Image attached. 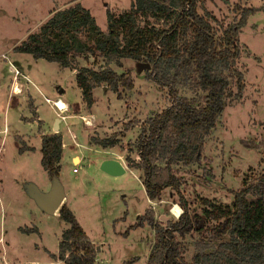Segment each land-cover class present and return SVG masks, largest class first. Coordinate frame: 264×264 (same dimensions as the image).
<instances>
[{
	"label": "rangeland",
	"instance_id": "rangeland-1",
	"mask_svg": "<svg viewBox=\"0 0 264 264\" xmlns=\"http://www.w3.org/2000/svg\"><path fill=\"white\" fill-rule=\"evenodd\" d=\"M75 3L88 9L101 30L105 29L106 8L117 15L132 6V0H0V264H61L55 255L63 223L57 213L41 211L24 189L31 183L42 191L47 183L39 163L41 127L33 118V107L44 118L47 130L56 131L55 116L63 117L59 128L65 148L58 179L66 193L65 205L94 245L95 264H144L152 244L153 232L145 222L129 227L151 205L138 179L139 172L128 169L110 176L98 166L103 159L121 154L137 160L138 126L168 105L167 88L146 79L143 66L130 59H122L118 67L98 56L82 59L74 54L70 67H110L127 72L133 83L131 90L119 88L121 98L106 85L97 86L92 93L94 102L87 109L67 69L13 50L53 12ZM242 7L254 8L237 35L239 55L234 67L241 72L243 90L239 97L225 98L220 116L204 138L201 160L173 166L181 180L178 194L189 211H200V197L229 205L243 179L249 182L264 172V0L197 2V12L208 15L215 39L238 19ZM189 73L177 77L175 88L178 96L197 105L202 93L193 88ZM234 78L229 80L232 93ZM56 86L65 89L62 98L70 103L75 116H68L71 110L59 114L44 101V97L51 101L57 96ZM81 117L90 124L84 125ZM69 131L76 134L74 140ZM113 133L120 137L115 146L102 149L89 142L92 135L102 138ZM22 145L29 149L18 152ZM74 154L80 157L76 166L70 161ZM122 164L127 166L125 161ZM73 167L76 172L70 174ZM177 203L176 192L164 189L152 205L154 219L162 226L174 221L178 216L172 209L177 206L181 213ZM179 240L188 263L194 252L211 250L217 243L204 231Z\"/></svg>",
	"mask_w": 264,
	"mask_h": 264
},
{
	"label": "trees",
	"instance_id": "trees-1",
	"mask_svg": "<svg viewBox=\"0 0 264 264\" xmlns=\"http://www.w3.org/2000/svg\"><path fill=\"white\" fill-rule=\"evenodd\" d=\"M197 2L132 0V6L120 14L105 9L104 30L97 26L88 9L75 3L53 12L13 50L34 59L56 62L62 68L70 67L74 54L82 59L87 55L98 56L118 67L127 58L143 66L146 79L167 88L168 105L138 126L137 160L127 154L123 157L127 168L139 172L149 200L159 199L161 192L169 188L176 192L181 209L174 221H166L162 226L149 207L129 226L145 222L153 232L144 264H264V172L249 182L243 179L232 193L229 205L200 197V211H189L178 194L181 180L173 166L192 165L201 160L204 138L220 116L225 98L239 97L243 90L241 72L234 67L239 55L237 35L248 15L254 12L252 7L240 8L238 19L225 26L215 39L208 15L197 12ZM70 68L76 71L74 81L87 109L94 102L92 90L97 86L106 85L117 98H121L119 88L133 87L125 71L117 72L110 67ZM186 71L191 73L193 88L202 93L200 104L177 94V77L186 75ZM233 76L232 93L229 80ZM118 136L113 133L102 138L90 137L89 142L105 149L115 146ZM24 149L27 147L22 145L18 152ZM39 152V163L47 178L58 179L60 134L41 135ZM57 214L66 227L57 241L56 259L61 264H95L94 245L72 211L61 203ZM201 231L217 243L211 250L194 252L188 263L179 239Z\"/></svg>",
	"mask_w": 264,
	"mask_h": 264
},
{
	"label": "water",
	"instance_id": "water-1",
	"mask_svg": "<svg viewBox=\"0 0 264 264\" xmlns=\"http://www.w3.org/2000/svg\"><path fill=\"white\" fill-rule=\"evenodd\" d=\"M57 119L54 122V129L57 126ZM99 170L110 175V176H118L124 172L123 165L115 160V159H103L99 166ZM24 189L26 193L29 195L31 199L35 202L37 207L48 214H52L59 205L61 204V200L63 198V189L62 185L58 179L53 178L50 181V187L47 191H40L37 187H35L31 183H27L24 185Z\"/></svg>",
	"mask_w": 264,
	"mask_h": 264
},
{
	"label": "crops",
	"instance_id": "crops-1",
	"mask_svg": "<svg viewBox=\"0 0 264 264\" xmlns=\"http://www.w3.org/2000/svg\"><path fill=\"white\" fill-rule=\"evenodd\" d=\"M62 68V67H61ZM62 69H64V70H68L69 71V74L71 75V77H73V79H74V75H75V71H74V69H71V70H69L68 69V67H66V68H62ZM14 88H18L17 86H13V89ZM97 89V87H95L93 90H92V93L95 91ZM56 90H57V96H55V97H53V100H55V99H59L60 101H62L65 105H66V111H69V110H71V114L70 115H68V116H75L76 114H75V112H73V109L71 108V106H70V103L69 102H67L66 100H64L63 98H62V93L65 91V89L64 88H60V86H56ZM101 90H102V87H101ZM45 98H47V97H45ZM48 99V98H47ZM34 108V112H33V115H34V119H35V122L37 121V124H38V126L39 127H41L40 128V132L38 133V137H39V142H40V136L41 135H44V134H50V133H53V132H58L59 134H60V136H61V151H62V158H60V161H59V166H60V168H59V175H60V169H61V161H62V159H63V154H64V148H65V143L63 142V136H62V134L60 133V128H59V120H60V118L59 117H56L55 116V119H57L58 121H57V126H56V131H51V130H47L46 129V127H45V124H44V118L42 117V116H40L39 114H37V108L36 107H33ZM90 109V108H89ZM79 112H80V110L79 109H77ZM80 116V115H79ZM83 116V115H82ZM84 117V116H83ZM90 120H91V118L90 117H88ZM69 133H70V137H71V139L72 140H74L77 136H76V134H74L73 132H71V131H69ZM92 136H94V135H92ZM91 136V137H92ZM40 144V143H39ZM27 147V149H29V147L28 146H26ZM106 149V148H105ZM124 155H115V156H113L112 157V159H115V160H117V161H119L121 164H122V161L124 162ZM76 159V162H74V160ZM70 161H71V163H72V165L73 166H76V165H78V163H79V161H80V157L78 156V155H76V154H74V155H71L70 156ZM123 165V164H122ZM123 167H124V165H123ZM129 168H127V166H125L124 167V171L125 170H128ZM74 172H76V169H75V167H73V168H71L70 170H69V173L70 174H72V173H74ZM45 176H46V173H45ZM46 178H47V176H46ZM138 179H139V176H138ZM59 180V179H58ZM47 183H46V185L44 186V188L42 189V191H47L48 189H49V187H50V180L47 178V180H45ZM139 181H140V179H139ZM60 182V181H59ZM63 189V188H62ZM41 191V190H40ZM26 192V191H25ZM27 194V193H26ZM28 195V194H27ZM29 196V195H28ZM147 198V197H146ZM159 198H160V196H159ZM66 199V193L64 192V190H63V198H62V200H61V202L60 203H64V204H66L65 203V200ZM33 200V199H32ZM147 200L149 201V203L151 204L150 205V207L152 208V205L154 204V200H149L148 198H147ZM155 200H158V199H155ZM57 213V210H55L52 214H56ZM156 214V213H155ZM62 222V221H61ZM63 223V222H62ZM63 228L62 229H64L65 227H66V225L63 223ZM93 244V243H92Z\"/></svg>",
	"mask_w": 264,
	"mask_h": 264
},
{
	"label": "built area",
	"instance_id": "built-area-1",
	"mask_svg": "<svg viewBox=\"0 0 264 264\" xmlns=\"http://www.w3.org/2000/svg\"><path fill=\"white\" fill-rule=\"evenodd\" d=\"M57 100H59V99L57 98L56 100H51V101H50L49 99H47V98L44 97V101H45V102L50 103L51 106L55 109V111H56L57 113H59V114L61 113V114H62V113H64V112L66 111V108H67V107H66V105H65L64 103H62L63 108H59V106L56 104V101H57ZM59 118L61 119V118H63V117L60 116ZM81 120H82V122H83L84 125H88V124L86 123V121L83 119V117H81ZM179 214H180V213H179ZM179 214H178V215H179ZM178 215H176V217H177Z\"/></svg>",
	"mask_w": 264,
	"mask_h": 264
},
{
	"label": "bare ground",
	"instance_id": "bare-ground-1",
	"mask_svg": "<svg viewBox=\"0 0 264 264\" xmlns=\"http://www.w3.org/2000/svg\"><path fill=\"white\" fill-rule=\"evenodd\" d=\"M14 90L16 91H18V89H16V88H14ZM62 101H60V100H57L56 101V104L59 106V108H63V105H62ZM85 121L87 122V124H90V121L88 120V119H85ZM178 207L177 206H175L173 209H172V213H173V215H177V213H176V211H175V209H177ZM179 209V208H178Z\"/></svg>",
	"mask_w": 264,
	"mask_h": 264
},
{
	"label": "clouds",
	"instance_id": "clouds-1",
	"mask_svg": "<svg viewBox=\"0 0 264 264\" xmlns=\"http://www.w3.org/2000/svg\"><path fill=\"white\" fill-rule=\"evenodd\" d=\"M175 211H176V213L178 215L180 210L177 208V209H175Z\"/></svg>",
	"mask_w": 264,
	"mask_h": 264
}]
</instances>
